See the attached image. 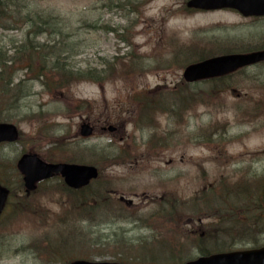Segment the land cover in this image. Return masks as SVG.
Instances as JSON below:
<instances>
[{"label": "rangeland", "instance_id": "obj_1", "mask_svg": "<svg viewBox=\"0 0 264 264\" xmlns=\"http://www.w3.org/2000/svg\"><path fill=\"white\" fill-rule=\"evenodd\" d=\"M186 1L29 0L31 9L37 14H51L57 18L53 23L56 30L61 32L56 36L44 32L37 35L36 40L41 43L63 41L65 50H68L67 55H72L68 60L72 65L81 69L101 68L102 59L124 56L134 62L135 70L126 76L114 77L105 85L83 82L56 94L45 92L40 83L30 82L31 96L19 103L15 102L14 107L4 111L9 116L8 122L19 127L22 141L0 146V174L7 180L1 179V182L14 188L20 195L24 193L20 185V174L15 169L24 148H27L26 152H35L43 157L52 145L67 143L71 147L69 152L72 153L73 149L77 158L78 153L74 148L86 150L78 159L90 163L96 158H93L92 152L101 157L110 156L115 151L120 152L122 147L126 152L133 150L131 154L135 159L132 158L124 165H111L113 160L108 159L100 169L103 177L121 178L115 181L117 188L112 192L114 197L124 196L131 201L124 202V207H116L125 212L120 219H114L116 222H77L79 229L93 242L88 251H82L86 246L85 240L80 230L73 225L48 232L46 235L50 238L51 249L58 250L55 254L58 259H52L53 256L47 252V256L37 252L35 246L37 237L45 235V226L35 237L34 232L37 230L32 222H22L18 230L15 226L10 227L11 206L14 203L15 208L20 196L16 195L15 199H10V207L6 208L0 221V228L6 226L5 229H9L5 235H0V264H64L80 256L115 261L110 253L97 255L92 252L100 249L94 246L95 240L102 235L112 237L115 232L116 238L125 241L126 245L135 241H150L151 246L158 239L159 243L151 249V257L156 261L173 259L166 252L172 248L169 244L170 247L164 250L158 245L163 242L162 236H172L169 230H175L179 225L172 222L168 223L171 228L157 225L161 219V214H156L160 211L158 201H165L163 192L172 189L186 198L202 188L210 192L211 189L205 187L199 178L200 163L207 170L206 184H217L223 176L228 178L231 185L236 183L235 191L230 192V202L225 204V210L230 212L224 223L226 233L217 231L218 243H214V235H210L207 240L209 247L215 251L218 247L223 250H240L264 245V234L255 230V219L259 216L256 203L250 200L252 195L261 196L264 187V112L254 119L253 115H241L242 111L256 108L259 103L264 105V63L216 81L220 91L213 94L209 92L213 82L202 81L191 84L190 88L182 85L186 101H189L186 105L164 106L161 103L159 110L153 112L150 118H144V126L136 124L132 119L137 114L138 105L128 101L127 94L144 90L157 91L158 86L173 90L184 83L183 69L197 59V53L184 49L183 54L182 47L193 48L192 51L197 52L205 46L199 44H205L208 39L220 40L226 44L225 47L264 45V18L244 17L232 9L185 11ZM177 16L184 18L183 25L170 26L169 21ZM25 33V29L0 30V43L11 47L14 40L20 43ZM186 60L188 64L184 62ZM24 73L23 68L13 69L17 80L24 77ZM176 89L180 91L181 87ZM154 93L149 94L154 96ZM198 94L203 96L197 100ZM72 98L90 100L93 107H84L79 111L72 106ZM43 112L45 119H40V124L27 119L34 113ZM84 120H89L96 127V134L91 138L79 136L80 125ZM149 122L150 126H147ZM109 125L118 128L114 131H100L101 126ZM40 128L41 134H35ZM205 128V133H202ZM162 133H168L169 138L158 143ZM198 139L203 141L199 143ZM141 153L143 155L139 157ZM163 179L167 181L164 188ZM58 181L54 179L40 185L29 198L36 201L32 204L34 210L46 211L47 219L60 216L62 212V207L57 204L60 201L58 195L45 196L47 188ZM246 193L251 195L249 201H246ZM225 198L222 189L216 197L203 200L201 205L205 210L224 212L220 206ZM189 205L195 207L194 203L190 202ZM213 218V215L207 219L185 216L181 219L179 229L193 235V230L197 228L198 234L205 235L210 227L207 224L213 223ZM190 219L195 221V225L189 223ZM197 220L202 221L198 223ZM248 220L252 222V229L246 236L244 231L239 232L237 228ZM155 236L157 239H154ZM185 240L187 243L184 247L180 246L183 251L180 255L195 258L200 254L197 245ZM139 251L149 252L145 249ZM72 254L77 256L59 260L60 257Z\"/></svg>", "mask_w": 264, "mask_h": 264}, {"label": "trees", "instance_id": "obj_2", "mask_svg": "<svg viewBox=\"0 0 264 264\" xmlns=\"http://www.w3.org/2000/svg\"><path fill=\"white\" fill-rule=\"evenodd\" d=\"M40 14V15H39ZM37 14L35 11L31 9V4L29 0H0V30L8 31V30H26L25 36L18 43L17 40H14L11 47H7L4 43H0V121L8 122V115L4 114L6 109H9L11 106L14 107L15 102L19 103L22 99L28 98L31 96L30 89V82L40 83L43 90L47 93L56 94L60 93L65 90H70L76 84L83 83V82H91V83H100L105 85L107 81H111L114 77L117 76H126L128 73L134 71V62L131 59H125L124 56H114L112 58H104L102 59L101 68L98 67H87L85 69H81L72 65L71 62L68 60L72 57V55H67L68 50L64 48L63 41L56 40V41H49L41 43L36 40L37 35L42 33H49L50 35L54 34L60 35L61 32L56 30L53 21L57 18L53 17L51 14L39 13ZM53 40V38H52ZM196 40V39H195ZM205 45L201 50L195 52L192 51L193 48H183L182 53L184 54V49H190L191 53H197L195 56L197 59L195 61H201L206 58H210L216 55L225 54V53H238V52H249L257 49L264 48V45H251L246 44L244 46H236L230 47L226 46L217 39H208L205 40ZM59 45V47H58ZM71 56V57H70ZM188 64V60L184 61ZM183 62V63H184ZM191 62V61H189ZM184 63V64H185ZM15 67L25 69L24 77L21 79H15L13 75V69ZM244 70H240L234 74L211 79L208 82H213V86L209 89V92L213 94L219 90V86H217L216 81L227 79L233 75L239 74ZM96 72V73H94ZM32 84V85H33ZM198 84V83H197ZM187 86L190 88V85L187 83H183L179 85L177 88L181 87L180 91H171L165 92L162 95L159 93H154L155 95L152 96L148 93V91H137L126 95L128 101L136 103L138 105L137 114L134 115L133 121L136 124H140L144 126L142 122H144V118L153 115V112L159 110V104L161 103L164 106L170 105H178L183 104L186 105L187 97L186 94L183 93V86ZM204 93V91H199ZM203 94H198L197 100L200 99ZM207 96V95H206ZM163 99H165L164 102ZM74 101V102H72ZM71 104L74 108L78 109L79 111L82 110L84 107L87 109H92L93 102L86 99H77L72 98ZM70 110H73L71 108ZM264 112V105L258 104L256 108L251 107L247 111H242L241 115L246 117L248 115L252 116L253 119L257 115H262ZM44 113H34L28 116V120L38 121L40 119H45ZM126 120L123 122L125 123ZM149 122L146 124L150 126ZM40 124V123H39ZM38 124V128H39ZM207 128L203 129V132L206 131ZM42 129L36 130L35 134H41ZM22 132L20 131L19 138L17 142L22 141ZM57 142V141H56ZM161 142L158 137V143ZM155 145V144H154ZM158 147V145H156ZM153 147V146H152ZM70 146L67 143H57L52 145L49 150H47L46 154L43 156L47 161L51 162H61V161H70V162H85L84 160L78 159L81 155H84L86 150L78 151V149L74 148L78 153V158L75 156L76 153L73 149H71L72 153L69 152ZM27 148H24L23 153H25ZM120 152L115 151L110 156L103 155L101 157L98 153H92L93 158L95 161L90 162V164H94L101 168L105 160L112 159L113 163L111 165L117 164H126L133 158V150L125 151L124 148L119 149ZM122 151L123 154H122ZM137 151V150H136ZM120 153V154H119ZM125 153V154H124ZM135 158H133L134 160ZM15 169L16 165H15ZM101 170V169H100ZM2 171V169H1ZM18 171V170H17ZM3 175V174H2ZM203 176L207 177L206 172L203 170ZM20 178V185L23 188V182ZM121 178L119 177H103L100 175L98 180L94 181L90 185L83 187L81 189L75 190L67 187L62 180L58 181L55 185L49 186L47 188V193L45 196H55L58 195L60 197V201L57 203L62 207V212L60 216L56 215L55 218L52 216L47 219L46 211H37L32 208V204L36 201L34 199H29L34 192H26L24 191L23 194H18L14 188L8 186L5 182L4 185L9 188L10 190V197L8 201V207H10L11 198L16 197V195H20L17 203H14L11 206L12 213L9 218L10 227L19 226L22 222H32L34 228L40 232L44 226L46 227L45 235L41 237H37L35 246L37 248V252L46 255V252L49 255H52V259H58L55 257V254L58 250L51 249L50 246V238L46 235L48 232L56 230L59 231L60 228H68L70 225L78 228L77 222L88 221L94 222L95 220H100L104 223H112L116 222L114 219H120L124 213V209H116L117 206L124 207V202H129L127 198L123 197H114L113 191L117 188L115 181ZM223 180H227V178H223ZM3 181H7L3 177ZM229 186H227V185ZM223 181L221 183L222 188H217L214 186L211 190L212 192H208L207 189L202 188L201 190L194 193V195L186 198L180 195L178 192L175 191H167L164 192L162 197L166 198L165 201H158L160 206V211L156 212V214H161V219L158 220L157 225H161V228H171L168 223L172 222L179 225L181 228V219L185 216L190 217H197V218H206L209 217L210 214L208 211L212 212L214 223L210 226L206 234L200 236L198 232L192 236L185 232L187 230L183 229H175L169 230L168 234H165L163 237V242H161L158 247L162 250L166 247H172L167 249L166 252L168 255H172L173 259L170 260H158L156 261L151 256V249L155 246L156 243H159L157 239L154 241L155 244H149L148 242H139L135 241L133 244H124L125 241L119 240L116 238L117 232L113 233V236H100L94 242V246H98L99 250L92 251L97 255H105L107 253L112 254L117 261L127 262L129 264H184V262L191 258L192 256L184 257L182 249L180 246H186L185 239L189 241H193L200 252V254L205 255L209 254L213 250L209 247L207 240L209 239L210 235L214 237V243H218L219 239L216 236L217 231L220 233H226V226L224 225L226 221V216H223L221 211L217 209L213 210H205L201 205L202 201L210 198L211 196L216 197L219 193L224 192L232 193L235 191V184L236 183H226ZM43 185V184H40ZM39 185V186H40ZM39 189V187H38ZM37 189V190H38ZM36 190V191H37ZM251 196V195H250ZM250 196L246 193V201H249ZM252 199L256 203V208L259 216L255 219L257 228L256 231L259 230L260 234H264V205H263V198L261 196H251ZM30 200V201H29ZM256 200V201H255ZM227 201V198L224 199ZM194 203L195 207L189 205V203ZM202 206V207H201ZM225 209V206H220ZM238 207V206H237ZM194 208V211H192ZM41 215L38 217V214ZM230 214V212H226ZM60 217V218H57ZM146 220L148 222V216H146ZM256 217V216H255ZM51 222H49V221ZM128 220V218H126ZM192 220V219H190ZM0 221H2L0 219ZM194 221V220H192ZM252 221V220H251ZM252 222L246 221L240 225L237 229H240L239 232L244 231L246 236L249 235V230L252 229L251 226ZM230 226V225H228ZM239 226V225H238ZM6 227V226H5ZM0 231V235H5L9 229L6 228ZM17 230L19 229L16 228ZM43 230V229H42ZM80 230V229H79ZM198 229L195 228L193 231H197ZM251 232V231H250ZM83 239L85 240L86 246L82 251H88L89 246H92V240L80 230ZM161 237V238H162ZM217 239V240H216ZM153 242V241H152ZM90 244V245H88ZM168 244L170 246H168ZM146 247V248H145ZM95 249L94 247H92ZM147 250L149 252H140L139 250ZM113 250L114 252H110ZM215 250H223V248L218 247ZM81 252V251H80ZM176 255V258H175ZM198 255V254H197ZM47 256V255H46ZM71 256H77L72 254L70 256L60 257L59 260H66L67 258H71ZM86 258L85 256H81ZM91 259V258H88Z\"/></svg>", "mask_w": 264, "mask_h": 264}, {"label": "water", "instance_id": "obj_3", "mask_svg": "<svg viewBox=\"0 0 264 264\" xmlns=\"http://www.w3.org/2000/svg\"><path fill=\"white\" fill-rule=\"evenodd\" d=\"M189 7L204 10L230 8L238 10L246 17L264 16V0H190ZM264 61V49L247 53H233L215 56L206 60L190 64L184 70L186 81L193 82L212 77H219L233 73L243 67ZM110 130L115 129L109 126ZM93 128L84 122L81 135L90 136ZM19 135L18 127L11 123L0 122V143L14 142ZM17 167L23 174L24 185L27 190H34L37 183L60 174L66 185L71 188H81L97 178L98 169L92 165L75 163H52L43 160L36 153L23 154ZM8 190L0 186V214L4 208ZM264 199V190H263ZM69 264H123L109 261L77 260ZM186 264H264V246L249 250H234L218 252L200 256Z\"/></svg>", "mask_w": 264, "mask_h": 264}, {"label": "clouds", "instance_id": "obj_4", "mask_svg": "<svg viewBox=\"0 0 264 264\" xmlns=\"http://www.w3.org/2000/svg\"><path fill=\"white\" fill-rule=\"evenodd\" d=\"M184 18L183 17H173L170 21H169V25L173 26V27H180L183 25L184 23Z\"/></svg>", "mask_w": 264, "mask_h": 264}]
</instances>
